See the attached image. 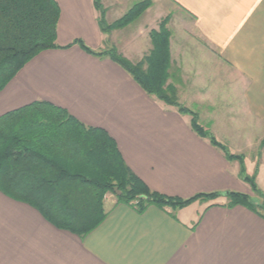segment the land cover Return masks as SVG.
Instances as JSON below:
<instances>
[{
  "label": "crops",
  "instance_id": "crops-1",
  "mask_svg": "<svg viewBox=\"0 0 264 264\" xmlns=\"http://www.w3.org/2000/svg\"><path fill=\"white\" fill-rule=\"evenodd\" d=\"M55 1L56 43L71 46L30 60L0 92V117L47 103L105 131L152 191L179 199L219 196L139 213L107 193L103 220L79 237L0 191V264H264V210L228 207V192L262 202L241 180L240 163L197 135L190 115L146 95L109 58L73 44L114 48L136 63L152 49L150 32L167 19L168 84L178 103L192 112L191 105L205 107L212 122L204 130L242 156L244 169L249 160L251 175L264 184V152L257 163L245 157L264 145V0H150L138 19L109 33L99 27L93 0ZM143 1L101 0L106 23ZM216 105H223L219 115Z\"/></svg>",
  "mask_w": 264,
  "mask_h": 264
},
{
  "label": "trees",
  "instance_id": "trees-1",
  "mask_svg": "<svg viewBox=\"0 0 264 264\" xmlns=\"http://www.w3.org/2000/svg\"><path fill=\"white\" fill-rule=\"evenodd\" d=\"M135 4L111 24L105 21L101 0H93L103 33L123 29L150 6ZM60 9L55 0H0V92L38 54L59 47L56 34ZM168 20L150 32L152 49L132 63L116 49L93 51L76 40L86 53L107 57L122 68L142 91L179 113L191 116L192 130L221 150L228 160L240 163V178L262 199L228 192V207L241 205L256 214L264 208V195L245 173L243 157L232 155L198 123L196 113L178 103L170 78ZM0 191L36 208L60 229L82 237L103 220V198L113 194L117 202L139 213L148 207L176 211L196 200H215L219 194H199L188 199L161 195L148 188L124 163L116 143L100 129L86 127L62 109L44 102L9 112L0 117Z\"/></svg>",
  "mask_w": 264,
  "mask_h": 264
},
{
  "label": "rangeland",
  "instance_id": "rangeland-1",
  "mask_svg": "<svg viewBox=\"0 0 264 264\" xmlns=\"http://www.w3.org/2000/svg\"><path fill=\"white\" fill-rule=\"evenodd\" d=\"M189 108L192 109L194 112H196L200 116L199 120H198L199 125L201 127H203L205 130L209 131L208 129L210 128L209 126H211V122L212 121H210L209 117L207 116V111L208 110L206 112H204L205 107H203L202 105L201 106H199V105H191V107H189ZM216 110H217V115H219V112H221L223 110V105H218V106L216 105ZM263 149H264V145L261 146L260 150L257 148V149H255L254 151H252L250 153L249 152H247V153L245 152L246 153L245 157L248 159L249 157L253 156L254 159L252 158V160H254V163H257L255 161V159H257V156L260 155V153L264 152ZM258 159H262V157H259ZM245 163L247 164V167L245 169V173H246V170H247L248 176L252 177L253 175H251V173H250L251 172L250 161L248 160V162H245ZM254 182L257 185V188L259 189V191L264 195V184H259L258 185L257 178H254ZM259 182H261V181H259ZM250 191H251V189H250ZM261 210H264V208H262Z\"/></svg>",
  "mask_w": 264,
  "mask_h": 264
}]
</instances>
